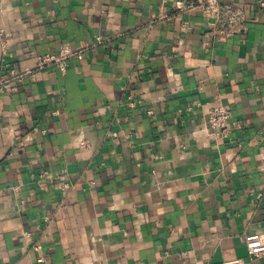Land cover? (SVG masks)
<instances>
[{"label":"crops","instance_id":"0c3cea01","mask_svg":"<svg viewBox=\"0 0 264 264\" xmlns=\"http://www.w3.org/2000/svg\"><path fill=\"white\" fill-rule=\"evenodd\" d=\"M192 1L0 0V264H264V8Z\"/></svg>","mask_w":264,"mask_h":264},{"label":"built area","instance_id":"2783aa9c","mask_svg":"<svg viewBox=\"0 0 264 264\" xmlns=\"http://www.w3.org/2000/svg\"><path fill=\"white\" fill-rule=\"evenodd\" d=\"M260 8H264V0H252ZM199 8L203 12L205 18L211 24L217 23L221 15V5L219 0H193L192 2L181 5L180 8ZM0 34L2 32L0 31ZM86 48V47H85ZM73 49L68 44H61L55 52H46L36 56L34 70H42L47 68H57L62 73L65 72L71 58L81 59L84 49ZM31 69H25L20 74L10 71L9 76L0 78V91L12 81H20L24 74L30 73ZM205 122L208 132L215 138H228L230 133L229 111L223 105H211L204 112ZM86 146L85 141L80 143ZM245 246L250 255L259 256L264 254V235L253 233L244 237ZM232 264V263H230Z\"/></svg>","mask_w":264,"mask_h":264}]
</instances>
